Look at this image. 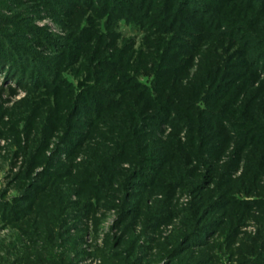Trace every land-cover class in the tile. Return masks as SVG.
Listing matches in <instances>:
<instances>
[{
	"label": "rangeland",
	"instance_id": "rangeland-1",
	"mask_svg": "<svg viewBox=\"0 0 264 264\" xmlns=\"http://www.w3.org/2000/svg\"><path fill=\"white\" fill-rule=\"evenodd\" d=\"M77 1L0 0V32L10 35L16 42L27 48L28 52L47 58V62L54 66V70H57V77L64 79L69 86L66 90L71 88V92L75 93L74 96L81 95L83 89L93 84L95 75L91 68H97V71L101 70L99 61H96L99 56L117 61L118 64H124L123 68L129 76L140 84L151 87L150 83L153 82L154 76L151 77L149 72L153 68L151 57L155 53L152 51L155 46L152 45L157 43L156 41L160 38L154 32V28L150 27L151 30H149L146 26L143 29L138 26L133 27L125 21H118L116 25H112L105 19L97 17V13H94L90 8L89 4L97 5V0H91L87 5ZM225 6L224 13L228 21L224 20L223 23L221 21L216 27L209 26L213 39L211 37V40L199 45L200 48L191 57L190 62L188 60L184 63L183 74L172 81V83L176 81L172 86L176 90L205 74V61L212 57V53H221V50H216L214 44L220 45L222 42L228 41V38L236 37L240 43L232 42V46L233 43L235 44L232 51L237 54L243 52L244 48L240 46L243 40L239 37L238 31H230L234 24L229 20L230 16L235 14L234 10H241L239 1H228ZM222 8L224 7L222 6ZM251 23L252 30L255 28L256 33L258 30L264 32L263 16L261 18L253 17ZM31 28L37 30L44 38L41 39L42 37L40 38L37 32L38 37H34L35 33ZM47 35L54 39L66 40L72 46L75 45L74 48H79L74 50L77 55L74 57V52L72 53L70 50V48H74L68 45L67 56L70 52L73 56H70L69 61L63 62V56L66 54V52H62L63 44L53 42L50 46L46 45L44 40ZM167 38L169 37L166 36L164 39L167 40ZM244 42L248 49L244 50L243 56L245 57L237 55L236 61L234 59L232 61L233 64L242 60L240 58H245L246 62L247 58L254 54L255 44L251 41ZM260 49L258 48V50ZM95 51L96 53H94ZM160 64L161 67L157 66L156 68L161 70L163 69V60ZM169 65L177 66V62H170ZM255 67H248L246 71L257 70V80H251V83L242 87H240L241 83L233 84V86H238V90L236 88L233 90H236L237 94L239 93V102L246 97H251L257 102L264 99V67L258 61H256ZM245 68L233 65L231 71L239 74ZM6 71H0V204L7 205V208L4 207V211L2 210L0 214V264H122L119 261L121 257H116L115 254L123 252L125 246L121 243L117 245V243L118 240L126 241L131 235L137 240L135 260L131 258V262L133 261L135 264H168L169 262L163 258L159 247L173 233L182 229L181 222L194 205L198 195L203 196L217 189L215 180L210 181L208 186L205 185L207 189L199 191L198 194L193 193L187 187L172 191L169 204H171L170 209L173 217L165 222H160L162 224L155 223V226L150 230H144L140 216L139 218L136 216L137 219L133 224L130 219L121 223L120 208L123 207L122 199L125 193L120 189V193L117 195L114 191L119 189L118 185L123 181V178L113 179V184L108 189L107 182L98 175H92L94 172H91L95 161L87 157L88 146H93V139L96 136L92 140L90 137L75 154L67 155L66 135L64 136L66 132L64 125L66 124L63 120L68 107L65 105V99L58 104L56 98L48 95L46 89L30 93L31 90L25 88V80L16 83L17 79H13L14 75L8 76ZM159 82L162 83L161 80ZM220 90L223 91V87ZM232 91L230 90V93ZM223 96L221 95L217 100V104L225 102L226 97ZM198 106L205 108L203 105ZM189 108L188 106L187 110ZM146 112L147 115H143L142 121L136 123L139 130L143 131L142 140L155 142V140L162 139L164 141L167 136L171 135L177 136L178 142L180 141L181 144L186 143L189 130L184 126V123L177 122L176 115L169 113L171 118L161 124L159 128L153 129L148 123L149 113ZM107 114L109 112H102L98 118L103 122H108V126L110 123H117L113 119H103ZM204 115L207 116L206 119L210 118V114ZM76 118L88 120L91 116L78 115L73 119L74 121H70V124L73 123V126H77L73 127L71 134L81 135L83 132L85 133V129H83V125H79ZM92 123L96 125L92 126L90 132L97 130V136L104 135L108 142L113 140L112 138L115 139L118 134L117 130H110L108 126L97 128V121L94 118L91 119V125ZM179 125L182 126L179 127ZM208 125H210L209 122ZM174 127L177 129L176 133H173ZM206 131L209 133V139H213L211 140L213 145H217L219 150L213 154L214 158L213 156L208 157V164L211 165L197 164L193 160L188 162L185 165L187 173L183 178H180L183 184L193 186L206 175H212L215 169L214 175L219 177L222 166H226L232 159L230 154L236 143L233 131L226 129L232 135V139L229 145H225V149L224 143L218 141L217 135H212L211 126L207 127ZM166 143L167 147L172 148L173 144L170 141ZM221 150H224L225 153L219 154L218 152ZM213 151L214 149L211 150V152ZM242 153L243 151H241V155ZM242 156L247 157V151ZM162 157L155 155L156 159L145 163L146 167L156 166L158 172L160 171L155 173V178L160 180V184L168 180L165 173L171 172L174 167V164L165 163ZM240 159V157L234 159L235 165L238 167H235L234 171L230 173V182H234L232 185L230 183V186L235 185L236 190L230 191V194L234 198H231L234 200L232 204H237L238 200L249 201V209H246V213L241 215L234 238L231 242L229 241L230 243L228 242L229 244L222 235H213L210 238V242L215 241V244L213 243L208 254L205 253L203 256H212L211 264H240L241 261L246 260L242 254L239 255L243 246L248 247L252 242L262 246L264 241V172L263 175L257 176L258 185L257 187L253 186L251 197L241 195L245 178L253 174L248 170H252L254 167L245 162V159L242 161ZM262 162L264 163V160ZM79 165L83 166L79 167ZM120 166V171L132 168L130 164L124 162ZM258 166L262 168L259 170L260 172L264 170V164ZM251 167L253 168L251 169ZM147 172L142 174L146 176L149 174ZM140 180L135 182L139 183ZM161 180L163 181L161 182ZM156 184L157 187L145 191L147 198H142V203L147 207L158 208V201L163 198L164 190L167 188L164 187L166 185L160 186L158 181ZM44 190H46V194L43 193ZM57 192H63L65 196L64 212H62L64 216L59 221L60 225L52 219L49 209H45V206L51 201L50 193L53 195ZM129 192L128 194H132L133 198H130L131 201L127 203L133 206L132 201L139 197L138 192L143 191L134 187ZM125 196L129 197L130 195L126 194ZM85 201L88 202L86 204L92 206L87 216L83 215ZM10 207H16L18 213L16 215L9 214L7 211ZM129 224L132 226L127 232L125 228ZM223 230L226 231L227 227L224 226ZM143 233L145 234L143 235ZM259 236L260 239H258ZM68 239L70 240L67 241ZM150 240H154V242ZM220 244L221 250L217 249ZM192 250L198 251L199 249Z\"/></svg>",
	"mask_w": 264,
	"mask_h": 264
},
{
	"label": "trees",
	"instance_id": "trees-1",
	"mask_svg": "<svg viewBox=\"0 0 264 264\" xmlns=\"http://www.w3.org/2000/svg\"><path fill=\"white\" fill-rule=\"evenodd\" d=\"M78 1L80 4L87 5L91 0ZM228 1L234 0H97V5L89 4L92 11L97 13V17L102 20L105 19L112 25H116L118 21H125L133 27L138 26L142 29L144 26L149 30H151L150 27H153L154 32L160 36L159 40H155L157 43L154 42L155 44L152 45L155 46L152 48L155 53L151 57L153 68L149 72L151 77L154 76L153 82L150 83L151 87L140 84L129 76L123 68L125 67L124 64H118L117 61L99 56L96 61H99L101 70L97 71V68H91L95 75L93 84L83 89L81 95L74 96L75 93L71 92V88L66 90L69 86L64 79L57 77V70H54V66L47 62V58L28 52L27 48L16 42L10 35L0 32V71L5 72L7 70L8 76L14 75L13 79H17L14 80L16 83L25 80V88L31 90L30 93L46 89L48 95L55 97L58 104L65 99V105L68 106L65 110L67 114L63 118L66 124L64 125L66 130L64 133V136L66 135L65 142L67 141L65 147H68L66 154L69 156L75 154L84 143H87L90 137L92 140L96 136L93 139V146H88L89 154L87 155L89 159L95 161L94 165L92 164L91 172H94L92 175L103 178L107 182L108 189L113 184V179L123 178V181L118 185L119 189L114 191L118 195L121 189L125 195H130L129 197L124 195L122 199L121 223L130 219L133 224L140 216L144 230H150L155 226V223L162 224L160 222H165L173 217L170 209L171 204H169L172 191L187 187L193 193L198 194L199 191L207 189L205 185L208 186L215 180L217 189L203 196L199 194L194 205L181 222L182 229L173 233L159 247L163 258L169 262L168 264H211L213 257L203 256L205 253L208 254L213 243L215 244V241L210 242V238L213 235H222L227 243L234 238L241 215L246 213L250 204L249 201L240 200L237 204H232L234 198L230 191H235L236 186H230V183L231 185L234 183L230 182V173L234 171L235 167H238L234 162L236 157H240V161L245 159V162L254 167V169L251 167L252 170H248L253 174L245 178L241 195L251 197L253 186L257 187L258 185L257 176L263 175L264 172V170L260 172L259 170L262 168L258 166L264 164L262 162L264 160V99L261 100L262 102L260 100L257 102L251 97H246L239 102V93L237 94L236 90H233L234 88L238 90V86H233L234 83H241L240 87H242L251 83V80H257V70L254 72L246 71L248 67H255L256 61L264 67V32L258 30L256 33L255 28L252 30L251 23L253 17H264V0H238L242 12L241 10H234L233 13L235 14L229 18L234 24L230 31H238L239 37L243 40L240 46L244 50H248L244 41H251L255 44L254 54L248 57L246 62L245 58H240L242 60L232 63L237 55L243 56L245 53L244 50L239 54L232 51L235 44H239L240 41L236 37H230L232 40L228 38V41H224L220 45L214 44L216 50H221V53H212V57L205 61L204 69L206 72L203 76L200 75L197 79L195 78L196 80L193 79V82L191 80L177 90L172 87L176 83V81L172 83L174 78L183 74L184 63L188 60L190 62L191 57L200 48L199 45L211 40L209 26L216 27L221 21L223 23L227 19L224 12ZM31 30L35 33L34 37H38L37 30L34 28ZM39 35L40 38L42 37L41 39L44 38L41 34ZM166 36L169 37L167 40L164 39ZM45 37L47 38L44 43L48 46L53 42L63 44L64 50L62 52H66V56H63V62L71 59L70 56H73L70 54L71 52H74V57L77 55L74 50L79 48H74L75 45L72 46L66 40L54 39L49 35ZM232 42L235 43L233 46ZM148 44L150 45V43ZM68 45L74 49L69 47L71 52L67 56ZM258 48L261 49L258 50ZM162 60L163 69L160 70L156 67H161ZM170 62H177V66L169 65ZM233 65L248 67L238 74L231 71ZM160 80L162 81L161 84ZM222 87L223 91L220 90ZM230 90L233 91L230 93ZM224 94L225 96H223ZM221 95L226 97V100L223 104H217L216 102ZM198 105H203L205 108ZM188 106L190 108L187 110ZM146 111L150 117L148 123L153 129L159 128L161 124L167 122L171 118L169 113L176 115L177 122L184 123V126L189 130L186 143L181 144L180 141L178 142L177 136L171 135L165 139L173 144L172 148L167 147L166 140H155V142L142 140L143 131L139 130L136 123L142 121L143 115H147ZM102 112H109L103 119H113L117 123H110L108 126V122L101 121L98 117ZM144 112L145 114H143ZM204 114H210V118L206 119L207 116ZM78 115L91 116V118H89L90 120L76 118L79 125H83L85 133L83 132L81 135L71 134L73 127L77 126H73V123L70 124V121H74L73 119ZM93 118L97 121V128L108 126L110 130H117L118 134L115 139L112 138L113 140L108 142L104 135L97 136V130L90 132L92 126L96 125H93L94 122L91 125ZM181 126L179 125V127ZM209 126H211L212 135H217L218 141L224 143V149L232 139V135L226 129L233 131L236 143L233 145V152L230 154L232 159L226 166H222L219 177L214 175L215 169L213 174L211 172L212 175H206L193 186L183 184L180 178L186 175L185 165L188 162L193 160L197 164L211 165L208 164V157L213 156L214 158L213 154L219 150L217 145H213L211 142L213 139H209V133L206 131ZM172 130L173 133L177 131L175 127ZM62 141L64 140L62 139ZM62 143L64 145V142ZM110 144L111 146H109ZM212 149H214L213 152H211ZM241 151H243L242 155H245L247 151V157H243ZM218 153L223 154L225 152L221 150ZM155 155L163 156L162 159L165 163L174 164L173 170L165 173L168 180L166 182L161 180V184L160 180L155 178V173L160 172L156 166H145V163L156 159ZM123 162L130 164L132 168L127 171H120V164ZM89 166H91L90 163ZM133 166L137 167V170L133 169ZM146 171L149 174L145 176L142 173ZM138 179H141L140 182H135ZM157 181L160 186L166 185L164 187L167 188L164 190L163 198L158 201V208L147 207L142 203V198H147V192H145L147 189L157 187ZM134 187L142 189L143 192H138L139 197L132 201L133 206H131L127 202L131 201L130 198H133V195L128 193ZM43 193L46 194V190ZM64 197L63 192H57L53 195L50 193L51 201L45 206V209H49L52 219L59 225L61 217L64 216L62 214L64 212ZM222 199L224 200L222 201ZM84 203L83 215L87 216L92 206L86 204L88 203L86 201ZM4 207L7 208V205L0 204V214ZM7 212L16 215L18 209L10 207ZM132 224L125 228L127 232H129ZM224 226L227 227L226 231L223 230ZM260 238L259 236L258 239ZM150 241L154 242V240ZM120 243L125 246L124 250L115 256L121 257L119 261L122 264H135L133 261L131 262V258L135 260L137 247L135 237L131 235L129 239L123 242L118 240L117 245ZM261 245L258 246L256 242H252L248 247L243 246L239 255L242 254L246 260L241 261L240 264H264V241ZM192 249L199 250L193 251ZM217 249H222L221 244Z\"/></svg>",
	"mask_w": 264,
	"mask_h": 264
}]
</instances>
